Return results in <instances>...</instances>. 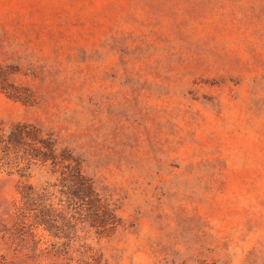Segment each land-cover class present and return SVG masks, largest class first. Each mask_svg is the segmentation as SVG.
<instances>
[{"label":"rangeland","instance_id":"rangeland-1","mask_svg":"<svg viewBox=\"0 0 264 264\" xmlns=\"http://www.w3.org/2000/svg\"><path fill=\"white\" fill-rule=\"evenodd\" d=\"M20 121L119 221L56 190L0 230V264H264V0H0V123ZM45 181L1 171L0 213Z\"/></svg>","mask_w":264,"mask_h":264},{"label":"trees","instance_id":"trees-1","mask_svg":"<svg viewBox=\"0 0 264 264\" xmlns=\"http://www.w3.org/2000/svg\"><path fill=\"white\" fill-rule=\"evenodd\" d=\"M34 168H39L55 182L45 181L41 186L27 184L18 190L19 203L0 213V230L9 224L26 225L21 212L30 207H38L39 212L56 211L51 200L56 190L70 208L79 212L82 223L102 232L116 228L119 221L116 208L98 192L95 182L85 174L81 158L72 148L63 146L53 132L39 123H0V172L17 173L28 181ZM39 219L42 225L49 223L45 214Z\"/></svg>","mask_w":264,"mask_h":264}]
</instances>
